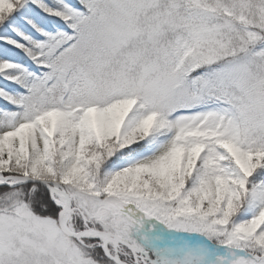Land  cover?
Returning a JSON list of instances; mask_svg holds the SVG:
<instances>
[{
    "label": "snow or ice",
    "instance_id": "1",
    "mask_svg": "<svg viewBox=\"0 0 264 264\" xmlns=\"http://www.w3.org/2000/svg\"><path fill=\"white\" fill-rule=\"evenodd\" d=\"M0 264H264V0H0Z\"/></svg>",
    "mask_w": 264,
    "mask_h": 264
}]
</instances>
